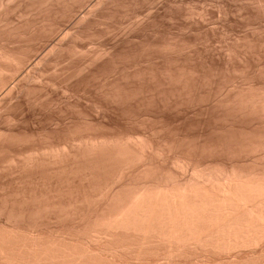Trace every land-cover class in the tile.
I'll return each mask as SVG.
<instances>
[{"label":"rangeland","instance_id":"rangeland-1","mask_svg":"<svg viewBox=\"0 0 264 264\" xmlns=\"http://www.w3.org/2000/svg\"><path fill=\"white\" fill-rule=\"evenodd\" d=\"M27 1L0 7V41L25 63L0 88V232L11 230L6 225L18 220L21 227H10L23 234L32 227L45 239L53 232L84 235L88 219L106 203V185L120 174L121 164L100 150L86 155L91 145L105 150L106 145L114 148L112 142L139 139L140 145L152 147L145 156L161 155L146 157V164L178 178L183 175L177 164L181 158L205 166L236 162L234 166L244 164L248 170L256 166L253 159L264 156V118L243 114L239 107L236 113L231 101L241 91L247 96L248 86L252 95L258 90L264 94V10L254 0H70L66 6L48 3L42 9L34 4L37 10ZM11 66L10 72L17 68ZM259 136L263 143L256 141ZM249 140L262 143L260 154L254 150L257 155H250ZM137 141L132 144L144 152ZM122 142V148L129 146ZM257 143L253 149H259ZM139 166L138 172L124 171L121 183H128L131 174L143 181ZM151 169L148 173L156 175ZM158 174L153 177H162ZM132 178L130 183L136 184ZM100 194L104 196L98 201ZM91 202H101L100 207Z\"/></svg>","mask_w":264,"mask_h":264},{"label":"bare ground","instance_id":"bare-ground-1","mask_svg":"<svg viewBox=\"0 0 264 264\" xmlns=\"http://www.w3.org/2000/svg\"><path fill=\"white\" fill-rule=\"evenodd\" d=\"M9 1H12V0H0V7L1 8H2V6L4 7L6 5V3ZM68 1L70 2V0H39V2L37 0H31V1L29 0L27 2L28 3L33 2V5H31L29 7H32V6L35 7L34 4L35 5L39 4L41 6V9H42V5H46L48 3L50 6L54 5V4H56V6H57V4H60V2H63L61 4L64 5V3H66L64 5V6H66L67 3H69ZM72 2H74V4L76 2L81 3V2H78V0L76 2H75V0H72ZM72 2H71V4H72ZM14 3H15V0H14ZM100 3L101 2H98L96 7H99ZM253 3L256 4V6H258L259 8L264 10V0H254ZM30 4L31 3H29L28 5H30ZM33 7H32V9H33ZM36 7H35V9H36ZM1 8H0V10H1ZM52 8H50V9H52ZM44 9H46V8H44ZM47 10H49L48 7H47ZM38 11H39V9H38ZM91 18H92V16H91ZM80 20H82V19H80ZM79 21L77 23H79ZM81 22H83V21H81ZM257 22H258V20H257ZM77 23H76V26H77ZM72 29H74V28H72ZM3 42H4V40L1 42L2 46L0 47V88H2L4 86V84H6L5 82L12 79L13 77H16L15 75L20 70L19 67L22 66V62H23L22 59H19L21 61L20 62L21 65H19L18 58H20V57H17V55H19V54L17 52H15L16 54L13 53L12 52L13 50L7 51L8 47H7V49H5L4 46L6 44L4 45ZM27 61L25 59L26 63H27ZM23 64H25V63L23 62ZM11 65L12 66L15 65V67H17V68H15V70L12 71L13 68ZM10 66L12 68L11 72H10V68H9ZM37 74H39V73H37ZM25 75H26V73H25ZM27 77H29V76H27ZM227 83H229V82H227ZM27 85H28V83H27ZM249 85H250V83H249ZM250 86H252V85H250ZM248 88H249L248 92L249 93L252 92L250 95L247 92V96H246L244 94L246 91L245 92L241 91L240 92L241 94L240 93H237V94H240L242 96L239 97V95L235 94L236 96L234 97V95H233L234 98H231L232 99L231 101H234L233 104H235V106L237 105L236 106L237 107L236 113H239L238 112L239 111L238 107H239L240 112H242V113L246 112L247 114L250 113V115L254 114L255 116H257L256 115V113H257V114L261 115L260 116L261 118L262 117L264 118V94L260 93V92H262V90L257 89L258 90L257 94L254 93V95H252L254 90L253 91H252V89L250 90L249 86H248ZM255 92H256V89H255ZM258 93L262 94V95H259ZM237 96H238V100L236 99ZM235 99L237 101H235ZM229 101H228V103H229ZM219 102H221V101H219ZM226 105H228V104L226 103ZM235 106H234V110H235ZM227 110L228 109H226V111ZM243 114H245V113H243ZM243 114H241V115H243ZM226 117H227V115H226ZM248 119H249V117H248ZM246 123H248V122L246 121ZM257 130H255V131H257ZM250 132H253V131H250ZM256 134H257V132H256ZM249 135H252V134H249ZM260 136L262 137V135H260ZM260 136H259V140H257L258 139V137H257L256 141L262 142V140H264V139L261 140ZM137 140H139V139H137ZM137 140L136 139L134 141L131 140L132 141L131 144H130V141H128L129 146H125V144H124L127 141H124V143L121 141L125 146L124 148H122L123 145H121V142L118 143L116 141L115 145L112 142L113 144L111 143V145H113L114 148H111L112 147L111 146L110 147L111 149L109 148L110 150L108 149V146L106 145V144H108V142L106 143V141H104L102 143V144L106 143L105 145H106L107 149L105 148V150L103 148V145H100V143L98 144L101 146V148H102V150H101V148L99 149V147L97 146V142L95 141L98 149L97 148L95 149L94 145H91L92 150L90 149V147H88V149H90L92 153L90 152V150L86 149L89 151V152L87 151V153H85L86 155L88 153L94 155L95 151H98V150L103 151V152L105 151L104 153L101 152V155L107 153V156L112 155L110 157H114V158L116 157L117 160H114V162L115 161L118 162V158H119L121 161L120 162L121 164L119 166L120 168L118 167V169L120 170V174H118V171H117L118 175L117 174H116L117 176L113 175V176H115V178L112 177L113 180H111L112 179L111 178L109 180L110 184L106 185L107 189L105 191L108 194V197L106 198L107 199L106 203L104 205H101L102 208L99 211L95 212L96 215L93 219L87 218L88 220H90V223L87 222V223H89L88 230L84 235H81V233H80L81 236H75V235H72L69 233L64 234L65 231H64V233L54 234L56 232L51 231V233L53 232L52 233L53 235L49 233L52 236H50V238L48 236H46L47 237L46 238L47 240H46L44 238V235L42 237L41 234L37 233L38 231L37 232L32 231L33 230L32 227L31 228L29 227L31 229V231H29L27 234L24 232L25 230L23 231L25 234H23V233H20V232H22V231H20L22 229L19 230L20 232L13 229L14 225L19 224V226H14V228L15 227L16 228L21 227V225H22V224H20L21 222L18 224H15L18 222V220H17L18 218H16L17 222L14 220V224L11 223L12 221H10V223L13 224V226H11V227H10V225H11L10 223H5V224H10V225H6V226L7 227L9 226V228H12L11 230H8L9 228H6L4 226L8 231L0 232V264H264V163L259 165L260 162H262L261 159H263L264 156L261 158L258 155L261 159L255 158L256 161L258 160V162H259V160H261L259 163L256 162L254 159L252 160V162L254 161L256 163V164H254V162H253V165H256V166H251L252 168H249L246 165L249 168L248 170H246L244 168L245 167L244 164H242L243 166L240 165L243 167V170H241L242 167L240 168L239 165L234 166V164L236 165V162L234 164L230 163V165L232 164L231 166L227 165V164L222 165L221 162H219V164H221V165H217L218 163L216 162L217 164L215 163V164L211 165L209 163V165H208V163H207V166H205V164L203 165V163L192 164L191 161H189L190 160L189 157L184 158L186 160H187V158H189V160H187V161L183 160L182 161L183 158H181V160H180V157H178L176 155L175 158L178 157V160H180V161L175 160V158H174V160H175L174 161V167L175 168L177 167L175 162L178 161V163H177L179 165L178 169H179V171L181 170V173H183V175L182 176L180 175L178 178L177 177L178 175H175L176 173L173 174L176 177H174V176L171 177L168 175L165 176L166 171L164 172V170H163V173H161L162 174L161 175V174H158L161 171L155 172V170H157V169H155V168H154L155 170L151 169V167H153V166L150 167V165L146 164L147 162H148V164H150L149 161L146 160L147 159L146 157H148V159L154 158L155 156H157L156 154L158 152L157 151H156L157 153L154 152L156 154H154L155 156H153V157L151 156L153 154H151V155L149 154V156H151V158H149V156H145V152L147 151L146 148L151 151L150 148H152V147L148 148L147 143H146V145H142V144L140 145V143ZM219 140H221V139H219ZM251 140H249L250 143H252V141H254V139L252 141ZM135 141H137L136 144L139 143L138 146L139 145L141 147L143 146L144 152L142 150H140L142 148H140L138 151V148L136 147V145L132 144L133 142L135 143ZM128 142H127V145H128ZM221 142H223V141H221ZM116 143H118V144H116ZM245 143H248V142L246 141ZM253 143L256 144L257 142H253ZM262 143H260V145ZM252 144L249 145V147H250L249 151L252 149L251 152H253V153H250V155H252L255 152H257L258 150H260L257 152V154H258L259 152H261V149H262V153L264 152V146L263 145L261 148L260 145L257 143L258 144L257 146H259V149H257L258 147L253 149L254 147L252 146ZM105 145H104V147H105ZM116 145H117V147H115ZM132 145L135 146V149L137 151L133 150L134 148H132ZM93 146H94V150H93ZM109 146H110V143H109ZM144 146H146V147L144 148ZM242 146H243V144H242ZM238 148H240V147H238ZM59 149H60V147H59ZM156 149H158V148H156ZM222 150H224V149H222ZM236 150H238V149H236ZM254 150H255V152H254ZM76 151H77V149H76ZM100 151H98V152L100 153ZM109 151H110V153L112 152L114 154H110V153L108 154ZM153 151H155V149ZM153 151H152V153H153ZM166 151H168V150H166ZM99 153H98V155H99ZM147 153H149V152L147 151L146 154ZM56 154L58 155L57 152H56ZM158 154L160 155V153H158ZM257 154L255 153L254 155H257ZM233 155H234V153H233ZM83 156H84V153H83ZM71 157H72V155H71ZM224 157H226V156H224ZM107 158L109 159V157H107ZM158 158H159V156H158ZM230 158H231V156H230ZM111 159H110V162L112 164H114ZM70 160H71V158H70ZM145 160L147 162H145ZM234 160H236V159H234ZM94 161L92 162L93 166L95 164ZM105 161L106 160H104L103 162H105ZM232 162H233V160H232ZM111 163H110V165H111ZM138 163H139V165H141V166H139L140 168H142V169L144 168L143 170L141 169L142 171L141 170L139 171V172L143 173V176H144L143 181H141L143 177H141L139 179L140 181L137 180L138 177L132 178L133 175L131 173L133 172V170L136 169V167L138 169ZM106 164L108 165V163H106ZM97 165H99V164H97ZM102 165H104V164H102ZM142 165H143V167H142ZM248 165H249V163H248ZM172 166L170 168H172ZM96 167L97 166H95V168ZM98 167L100 169V165ZM102 167H104V166H102ZM109 167L111 168L113 166L108 165V168ZM133 167H134V169H132V171H130V168H133ZM104 168H106V167H104ZM127 169L129 170V172H131L130 173L131 175L130 176L128 175L129 177L127 175H125L126 178L127 177L129 178V179L127 178L129 180V182L126 181V178H124L125 181L128 183H124V182L121 183L123 181L122 175H124V171H126L128 173ZM150 169H151V171L154 170L152 174L157 173L158 175H161L162 177H153V176H156L157 174L156 175H150L151 172L148 173V170L150 171ZM178 169H177V171H178ZM174 170H176V169H174ZM137 172H138V170H137ZM133 174H135V176H136L137 174H140V173L136 174V171H135V173H133ZM140 176H142V174H140L139 177ZM130 177L133 179V181L135 180V182L137 180L136 184L133 183V185H132V182L130 183ZM148 177H150V179ZM138 182H140V183H138ZM103 193H101V194H103ZM102 196H104V195L97 197V200L99 201L100 197L102 199ZM105 197H106V194H105ZM91 198H92V196L88 199H91ZM82 201H85V200L82 199ZM100 203H98L96 205L98 206ZM79 204L81 206V203H78L77 206ZM92 204H94V202ZM96 205H95V207H96ZM68 206H70V204ZM72 207H74V205H71V208ZM95 207H92L93 208L92 211H95V209H94ZM98 207H100V206H98ZM54 208L52 210L57 211L56 209L54 210ZM56 208H58V207H56ZM88 208H89V206H88ZM58 211H59V209H58ZM62 211H65V209ZM60 213H62V212H60ZM13 214L14 213H12V215ZM34 214H36V213H34ZM92 216L93 215L91 214L90 218H92ZM7 221L9 222V219ZM20 221H22V220H20ZM77 224H78V221H77ZM2 226H0V227H2ZM29 228H28V230H30ZM77 228H78V226H77ZM82 228L83 227H80V229H82ZM3 230H5V229H3ZM64 230H66V229H64ZM76 231H78V230L76 229ZM59 232H60V230H59ZM66 232H68V230ZM78 232H80V230ZM78 232H76V233H78ZM46 233H48V231ZM43 234H45V232H43ZM48 238H49V240H48Z\"/></svg>","mask_w":264,"mask_h":264}]
</instances>
